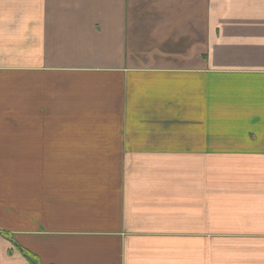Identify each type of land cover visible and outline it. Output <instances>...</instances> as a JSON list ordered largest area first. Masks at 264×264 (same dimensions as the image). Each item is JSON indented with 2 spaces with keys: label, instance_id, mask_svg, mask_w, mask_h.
<instances>
[{
  "label": "crops",
  "instance_id": "0c3cea01",
  "mask_svg": "<svg viewBox=\"0 0 264 264\" xmlns=\"http://www.w3.org/2000/svg\"><path fill=\"white\" fill-rule=\"evenodd\" d=\"M25 252L264 264V0H0V264Z\"/></svg>",
  "mask_w": 264,
  "mask_h": 264
},
{
  "label": "trees",
  "instance_id": "16d2710c",
  "mask_svg": "<svg viewBox=\"0 0 264 264\" xmlns=\"http://www.w3.org/2000/svg\"><path fill=\"white\" fill-rule=\"evenodd\" d=\"M1 233L3 236L9 238L8 233L2 232V231H1ZM25 254H26L25 256L32 262V264H39L38 261L35 259V257H33L31 254L26 253V252H25Z\"/></svg>",
  "mask_w": 264,
  "mask_h": 264
}]
</instances>
